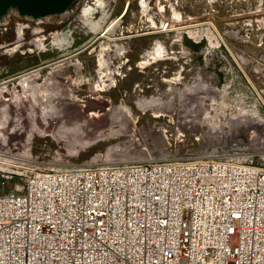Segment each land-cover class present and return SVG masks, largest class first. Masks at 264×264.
I'll return each instance as SVG.
<instances>
[{"label": "rangeland", "instance_id": "374dc122", "mask_svg": "<svg viewBox=\"0 0 264 264\" xmlns=\"http://www.w3.org/2000/svg\"><path fill=\"white\" fill-rule=\"evenodd\" d=\"M102 1L80 0L75 11L38 22L11 15L0 28V120L2 113L11 119L0 126V148L40 165L196 156L220 145L264 152V0ZM114 21L121 22L116 35L125 37L124 50L103 48L110 68L101 77L102 35ZM156 41L164 57L142 65ZM69 56L80 68L54 76L65 95L55 82L44 87L60 94L44 105L62 113L42 115L20 76L36 71L44 83L52 63ZM153 97L158 107H138L140 98ZM117 106L130 108L131 118H111ZM208 111L221 122L212 133ZM82 124L78 133L67 132ZM13 170H0V194L22 185Z\"/></svg>", "mask_w": 264, "mask_h": 264}, {"label": "built area", "instance_id": "2783aa9c", "mask_svg": "<svg viewBox=\"0 0 264 264\" xmlns=\"http://www.w3.org/2000/svg\"><path fill=\"white\" fill-rule=\"evenodd\" d=\"M4 168L0 264H264V152Z\"/></svg>", "mask_w": 264, "mask_h": 264}, {"label": "bare ground", "instance_id": "6f19581e", "mask_svg": "<svg viewBox=\"0 0 264 264\" xmlns=\"http://www.w3.org/2000/svg\"><path fill=\"white\" fill-rule=\"evenodd\" d=\"M97 4L99 3H103L102 0H94ZM91 14L92 15H95L97 13V10L95 8H92L91 9ZM95 13V14H94ZM144 13V12H143ZM178 17V16H177ZM179 18V17H178ZM23 24V23H22ZM25 26V25H24ZM18 28V27H17ZM185 28V27H183ZM22 29H23V25L21 27L18 28V34L19 36L22 34ZM110 30V29H109ZM164 30V29H163ZM114 31V30H113ZM113 31L110 30V32L113 33ZM106 33L104 35H102V38L104 39V42L101 44V48H105L106 46H110L111 44H114L115 46L116 45H119L117 44L119 40H121L122 38L121 37H114L112 36L113 34L112 33ZM72 32H69L67 34H65L64 36V39L66 38H69L71 36ZM22 37V36H21ZM66 37V38H65ZM20 38V37H19ZM34 42V41H33ZM21 43V42H20ZM19 43V44H20ZM35 43H38V44H43L42 42H40L39 40H36ZM110 43V44H109ZM118 47V50H117V54H122L124 48L123 46H117ZM17 48V47H16ZM99 52V69H98V72L101 74V77L104 76L106 73L104 71V69H107L109 70L110 68V61H109V58L105 57V54H106V51H104V49ZM166 53V50L164 48V46L161 44L160 41H156L155 42V45H154V48L151 50V52L147 53L148 56H146V58H148L147 60H143L142 61V65H145L147 64L148 62H150L151 60H161L162 57H164ZM232 54V53H231ZM146 55V54H145ZM73 57H67V58H61L60 60H57L55 61L54 63H52V69L51 71L49 70V73L52 75V78H48L47 80H45L46 82L44 83H38L36 81V77L38 76L36 73V71H32V72H29V73H26L24 74L23 76H20L22 77L21 78V86L23 87V89L26 91L25 93L27 94L29 92V90L32 91V100L33 102L39 107L41 108V113L42 115H54V116H59L61 115L62 112H58V108L59 106H55L54 104L52 103H45L44 105V102H47V101H50L52 102L58 95V93L55 92V94L53 92H45L44 91V87L45 85H51L52 82L56 83V85H58V89H57V92H60V93H63L62 91L63 90H59V82L55 81V75L58 74V73H61V71H63V68L66 67L69 68L70 66H73L75 69H79L80 68V65L79 63L77 62H74L72 60ZM51 68V67H50ZM35 70V69H34ZM118 69H116L115 73L118 74ZM69 72H67L66 75H69ZM111 74V73H110ZM114 74V73H113ZM112 74V75H113ZM110 75L109 77L112 79L113 76ZM54 83V84H55ZM53 86V85H52ZM56 87V86H54ZM93 93H97V90H92ZM26 94H24L25 96H27ZM71 94V93H70ZM68 95L71 97H73V95ZM62 95H65V93H63ZM55 96V97H54ZM45 97V100L46 101H41L42 99H44ZM46 97H51V98H48L46 99ZM53 97V98H52ZM75 98V97H73ZM65 99V98H64ZM213 99V98H212ZM215 100V99H213ZM160 101H158V99H155L154 97L152 99H143V98H140L138 100V107L139 108H142L144 110L148 109L149 107H151L153 104L156 105L158 107L157 104H159ZM216 102V101H215ZM214 103V102H213ZM49 104V105H48ZM93 103H91L92 105ZM121 105V104H120ZM209 105V104H208ZM211 105V104H210ZM212 107V106H211ZM4 109V108H3ZM210 109V108H209ZM60 110V109H59ZM90 110V109H89ZM208 110V109H207ZM3 111V110H0V112ZM247 111V110H246ZM66 113V112H65ZM155 113H158V111H155ZM4 118H6L5 120H0V126L3 127L4 124H7V122H10V117L6 114V113H2ZM131 115H132V112L130 110V108H126V107H123V106H117L114 108V111L112 112V115H111V118H115V117H126V118H131ZM205 122L208 124L209 126V133H212L213 132V127L220 122V119H219V115H218V112L215 111L213 114L210 113V111H208L205 115ZM12 117V116H11ZM236 116L232 117V120L236 121ZM85 119V118H84ZM230 120L232 123H235L234 121ZM13 121V120H12ZM84 121V120H83ZM85 122V121H84ZM82 122V123H84ZM86 124V123H85ZM236 124V123H235ZM79 127V128H78ZM82 127H84V124L82 125H78L77 127H72L70 128L68 131L66 129H64L63 127L61 128L62 130L60 131L61 133H65L66 131L69 132V134H75L80 128L82 129ZM4 128V127H3ZM69 128V127H68ZM78 133V132H77ZM208 133V132H207Z\"/></svg>", "mask_w": 264, "mask_h": 264}, {"label": "water", "instance_id": "95a60500", "mask_svg": "<svg viewBox=\"0 0 264 264\" xmlns=\"http://www.w3.org/2000/svg\"><path fill=\"white\" fill-rule=\"evenodd\" d=\"M80 0H0V28L11 15L38 22L75 11Z\"/></svg>", "mask_w": 264, "mask_h": 264}, {"label": "flooded vegetation", "instance_id": "af4514ba", "mask_svg": "<svg viewBox=\"0 0 264 264\" xmlns=\"http://www.w3.org/2000/svg\"><path fill=\"white\" fill-rule=\"evenodd\" d=\"M145 3H146V2L143 0V1H142V4L144 5ZM145 11H146V10H145ZM120 23H121V22H117V23H116L115 21H114L113 23L110 22V27L107 29L106 33L109 34L110 30H111V31L114 30L113 33H112V32H110V33L113 34L112 36L116 37V36H117V35H116V31H117V28L120 26ZM109 29H110V30H109ZM117 37H121V38H122V39L119 40L118 43H117V44H119V45H116V46H115L114 44H111V45H113L114 47H116L117 50H118V47H117V46H120V45L123 46V45L120 43V41H122L123 39H125V37H123V36H117ZM109 48H110V47H109ZM123 48H124V46H123ZM117 50L115 49L116 55H117V53H118ZM106 57H107V55H106ZM107 58H108V57H107ZM109 61H110V58H109Z\"/></svg>", "mask_w": 264, "mask_h": 264}]
</instances>
